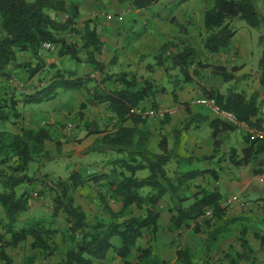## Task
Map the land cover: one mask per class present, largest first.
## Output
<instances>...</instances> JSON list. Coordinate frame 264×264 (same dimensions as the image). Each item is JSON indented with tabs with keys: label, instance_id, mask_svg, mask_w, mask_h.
<instances>
[{
	"label": "trees",
	"instance_id": "16d2710c",
	"mask_svg": "<svg viewBox=\"0 0 264 264\" xmlns=\"http://www.w3.org/2000/svg\"><path fill=\"white\" fill-rule=\"evenodd\" d=\"M187 1L190 0H176V4ZM158 4L165 5L161 0H130L132 7L141 10ZM78 8V3L66 0H0V227L3 230L0 233V264H14L6 249L17 248L26 242H30V248L35 251L27 258L28 264H32L39 253L53 255L57 249L54 238L63 231L58 223L61 216L66 224L63 232L72 246L55 264H95L104 261L111 252L124 264H165L156 251L163 231L174 235L170 245L175 248L178 262L198 264L191 246L178 243L183 231L189 230L194 235L206 234L205 252L211 253L218 242L229 234H226V225H235L236 218L228 217L223 194L217 186L208 181L195 185L193 181L197 178L204 180L206 175L218 181L224 162L236 168L250 165L253 175L263 174L264 140L248 133L244 135L246 145L240 152L234 147L224 151L226 135L237 129V125L214 119L210 121L212 154L198 157L178 152V139L181 131L187 129L186 122L183 128L173 130L175 141L172 146L163 134L155 144L147 118L131 111L148 101L151 107L157 109L159 105L155 98L167 93L178 102L176 89L180 82H172L173 88L169 91L163 84L143 80L132 72L107 74L105 65L96 57V54L102 53L103 43L96 30L90 28L91 20L83 24L86 36L81 45L63 36L78 33L75 27L79 18ZM58 11L68 17L57 21L52 12ZM203 12V28L207 34L203 48L211 55L227 53L232 49L237 34L233 25L235 20L264 31L260 0H214ZM172 21L179 29V36L165 43L156 57V65L149 66L150 72L160 67L167 77L181 76L186 84H194L197 77H204V69H211L208 75L220 77L223 82L235 79L238 67L229 70L223 64L201 60L198 48L188 38V23ZM258 41L264 45V36L261 35ZM45 43L58 47L59 55H68L79 63L93 64L99 77L78 76L74 71L56 68L47 84L33 91L24 84L28 91L20 90L22 98L19 100L18 87L4 84L11 78L8 65L16 61L18 53H30L38 60L37 65L34 68H30L28 62L22 65L29 68L31 76L36 74L44 67L40 52L45 50ZM168 61L170 64H167ZM258 69L260 89L250 96L244 92H222L218 88L199 86L200 95L215 100L222 109L233 113L239 123L264 130V47ZM111 78L123 86L113 90L104 88L102 85ZM88 84L90 87H87ZM84 85L87 91L92 90L93 99L83 102L81 109L87 104L106 103L114 114L112 119L117 128L110 133L106 128L99 129L95 123L85 126L88 134H104L99 140L101 148L113 155L103 161L101 167L96 165L90 169L72 170L67 178L43 172L44 163L52 158L45 143L53 141V138L47 127L34 129L23 125L18 104L49 100L57 89ZM171 116L155 119L161 124H168ZM19 121L22 125L18 132L5 126H18ZM128 121L133 125L127 126ZM68 124H72L73 128L69 129ZM66 125L69 131H73L75 125L72 121ZM56 147L60 151L61 143L57 142ZM214 160L216 166L213 168L181 170L182 165ZM145 171L146 175L140 174ZM93 185L103 187L97 196L100 207L111 215V221L98 219L90 222L86 211L77 203L75 193ZM22 186L24 188L19 192ZM33 196L37 199L49 198L50 216L22 222L20 219L28 213ZM110 202L119 204L120 210L115 212L109 206ZM163 204L167 208L162 207ZM133 210L140 214H134ZM165 212L169 224L164 227L162 217ZM246 231L244 228L240 230L236 238L240 252L235 244H230L224 252L227 264H239L241 261L257 263L256 252L246 237ZM255 237L263 250L264 234L257 233ZM224 261L221 264H226Z\"/></svg>",
	"mask_w": 264,
	"mask_h": 264
},
{
	"label": "crops",
	"instance_id": "0c3cea01",
	"mask_svg": "<svg viewBox=\"0 0 264 264\" xmlns=\"http://www.w3.org/2000/svg\"><path fill=\"white\" fill-rule=\"evenodd\" d=\"M66 1L79 4V18L75 25L78 33H69L63 36L68 41L81 45L83 37L86 36L83 24L86 20H91L90 28L96 30L103 43L102 53L96 54V57L105 65L107 74L117 75L121 72H132L143 80H153L157 84H163L169 91L173 88L172 82H177V80L180 82L176 89L178 102L173 99L170 93L155 98L159 105L158 108L174 107L176 111L171 116L168 124H161L155 118H147V126L153 134V142L156 144L160 135L163 134L168 137L170 146H172L175 141L173 130L183 128L186 122L187 129L181 131L178 139V152L198 157L212 154L213 139L211 138L210 121L214 119L228 120L223 115L216 114L209 108L194 103V100L201 96L200 89L195 87L194 84L183 83L181 76L179 78L167 77L160 67H156L153 72H150L148 68L151 65H156V57L165 43L179 36V29L172 20L184 23L195 13L203 12L206 7H210L214 0H190L181 5L176 4V0L172 3L170 0H161V3L165 4L164 6L158 4L142 10L132 7L130 0ZM107 15H111L112 18L108 19ZM52 16L57 21L65 20L68 17L66 13L61 11L52 12ZM58 51V47H55L54 50H42L40 58L44 67L32 76L28 70L29 68H25L22 64L28 62L31 65L30 68H34L38 60L33 58L30 53H18L16 61L8 65L11 78L4 84L18 87L17 82L23 83L32 88L33 91L47 84L56 68L74 71L78 76L99 77V74L94 71L93 64L88 62L79 63L68 55H59ZM243 63L239 64V67L242 68L243 73H247V62ZM167 64H170V62L168 61ZM51 65L55 67L52 68ZM172 73L177 72L172 71ZM242 77L246 78L245 76ZM234 80H236V76ZM102 86L113 90L121 88L123 85L115 81V78H111ZM87 87H90V84ZM17 89L18 94L21 91L19 87ZM221 91L224 92L222 88ZM21 98L19 95V100ZM91 99H93L92 90L87 91L84 85L78 88L57 89L52 99L38 103H19L18 109L23 115L21 122L26 127L34 129L49 128L53 141L48 140L45 145L48 150L50 148L51 159L57 156L60 157V161L72 158L77 161L73 170L79 168L90 169L91 166H96L98 163L103 164L102 162L106 161L113 153L110 151L103 152L102 144L99 143L104 135L103 133L88 134L85 126L95 123L99 129H108L107 133L117 128L116 122L112 119L114 114L109 110L106 103L87 104L86 108H80L83 102ZM147 108H153L150 101L143 103L141 107L135 110H146ZM71 121L75 125L73 131H69L66 125L67 122ZM126 125L132 126L133 123L128 121ZM236 125L237 129L228 132L226 135L224 151L234 147L240 152L246 145L244 135L249 133L248 126ZM57 142L61 143L60 151L56 147ZM215 166L216 160L213 162L202 161L182 165L181 170L213 168ZM222 166L218 181H213L209 175H206L204 180L197 178L193 183L195 185L204 181L213 183L223 194L225 206L227 199L230 197H235L238 201H248L245 208H241L237 203L226 206L227 214L229 218H236V229L242 230L244 228L247 230L246 237L256 252V264H264V249L261 250L260 242L255 237L257 233L264 234V185L258 182V175L252 174L250 165L236 168L230 163L224 162ZM90 187L85 186L75 193L77 203L86 212L87 204L89 206H94L93 204L97 207L100 206V201L94 199L98 192L94 195L90 192L87 193V188ZM85 193L91 195L89 200L85 199ZM43 198L49 199L48 197ZM163 206L167 208L166 204H163ZM243 210L247 213H244ZM48 211L50 212V210L46 211V208L33 200L30 202L28 213L25 215L29 218L28 222H30L49 217ZM165 213H163V216L167 217V222H165V226H167L169 217ZM237 235L239 236L240 233H229L222 240L226 245H236ZM182 239L184 237H181V245L189 243L191 246L190 240ZM237 250L240 252V247H237ZM176 259L175 256L172 262ZM239 264L250 263L241 261Z\"/></svg>",
	"mask_w": 264,
	"mask_h": 264
},
{
	"label": "rangeland",
	"instance_id": "374dc122",
	"mask_svg": "<svg viewBox=\"0 0 264 264\" xmlns=\"http://www.w3.org/2000/svg\"><path fill=\"white\" fill-rule=\"evenodd\" d=\"M172 1L174 0H170L171 3ZM260 7L264 12V0H260ZM203 15L204 12L195 13L192 17H189L191 18L190 21H185L188 23V38L194 45L198 47L200 59L208 63L223 64L229 70H232L233 67H238L239 70L235 73L236 80L223 82L220 77L215 78L214 76L208 75L211 69H204V77H197L194 86L197 88H199V86L205 88H222L224 92H227L228 90H232L233 92H244L248 96L252 95L254 92H257L260 89V72L258 69V61L262 56V50L264 47V45H261L258 40L261 35L264 36V31L262 29L252 28L248 26L244 21L235 20L233 25L236 28L237 34L233 39L232 49L227 53L211 55L207 53L203 48V40L207 35L204 32L203 28ZM243 62H247V73H243L242 68L239 67V64H244ZM242 76H245L246 78H243ZM1 91L4 90L1 89ZM18 94L20 95V93ZM18 94L17 98H19ZM21 125L22 124L19 121L18 126H13L11 124L5 126L14 132H18ZM52 146L53 144L51 145V147ZM75 162L77 161L72 158H70L69 160L67 159L60 161V157L57 156L53 159H50L49 161H46L42 167V171L53 176L67 177L73 170ZM98 165V167H101L100 163H98ZM140 174L146 175V171L141 172ZM23 188V186L19 188V192H21ZM102 189L103 187L101 186L93 185L90 188H87V193L90 192L94 195L96 194V192H100ZM87 193H85V199L89 200L91 195ZM94 199L99 200V198H97V195H95ZM33 200L36 203H40L42 207L46 208V211L49 210V199H37L36 196H33V199L31 201ZM93 205L94 206H89L87 204L88 208L86 213L88 214V219L90 222L97 221L98 219L104 220L105 222L112 220L111 215L107 211L103 210L100 206L97 207L95 204ZM109 206L115 212H118L120 210V205L117 203L110 202ZM243 212L247 213V211L245 210H243ZM133 213L140 214V212L136 210H133ZM0 214H2L1 209ZM47 214H50V212L48 211ZM165 215L168 216L167 213H165ZM20 220L22 222H28L29 218L24 215ZM165 222H167V217L163 216L162 225L164 227ZM58 223L61 225L60 227H62L63 231L66 230V224L64 223L63 216L58 218ZM63 231H61L60 234H58L54 238V243L57 246L54 254L46 255L45 253H39L36 255L34 261H32V264H55L64 257L65 252L72 246V244ZM226 231V234L236 233L239 232L240 229H236V225H234L233 223L226 225ZM185 232L186 234H184ZM0 233H3L1 227ZM160 236V241L156 244V251L164 259L165 264H182L178 262L177 259L176 261L172 262L173 259H175V248L170 245V242L174 238V235L167 231H163ZM206 236V234L194 235L189 230H185L181 234L180 238H178V243L180 244L181 237H184V239L182 240H190L191 248L194 254V260L198 264H221L225 260L224 252L228 249L229 245H226L223 240L219 241L217 247L213 250V252L206 253L204 246ZM234 246L238 247L237 244ZM6 251L11 256L14 264H28L27 258L35 254V251L30 248V242H26L14 249L8 248L6 249ZM224 262L227 264L228 261L225 260ZM95 264H124V261L114 257V254L111 252L104 261L96 262Z\"/></svg>",
	"mask_w": 264,
	"mask_h": 264
},
{
	"label": "built area",
	"instance_id": "2783aa9c",
	"mask_svg": "<svg viewBox=\"0 0 264 264\" xmlns=\"http://www.w3.org/2000/svg\"><path fill=\"white\" fill-rule=\"evenodd\" d=\"M108 19H111V15H107ZM44 48L47 50H54L55 46L50 44V43H45ZM16 85L19 87V89L22 92L27 93L28 89L23 83H16ZM195 104L205 106L209 108L211 111L215 112L216 114L223 115L228 121L234 123V124H239L241 126L247 127L245 123H239L235 117V115L229 111H226L221 108L219 104L215 102V100L206 97V96H200L194 100ZM176 111V108L174 107H164V108H147L146 110H132V113H137L140 115L142 118H164L167 115H173ZM68 128L72 129L73 125L68 124ZM248 132L250 134H253L255 137L264 140V130L258 129V128H249L248 127ZM258 182L262 183L264 185V173L260 174L257 176ZM237 203L240 207H244L248 204L247 201H238L237 198L235 197H230L226 201V206H231L233 204ZM209 217L211 216L210 213L207 214Z\"/></svg>",
	"mask_w": 264,
	"mask_h": 264
}]
</instances>
